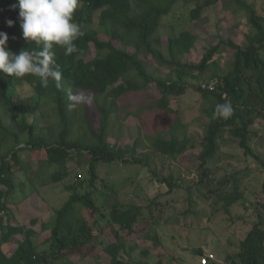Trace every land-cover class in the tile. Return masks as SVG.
<instances>
[{
    "label": "trees",
    "instance_id": "16d2710c",
    "mask_svg": "<svg viewBox=\"0 0 264 264\" xmlns=\"http://www.w3.org/2000/svg\"><path fill=\"white\" fill-rule=\"evenodd\" d=\"M224 1L80 0L74 14V22L84 32L76 41L79 51L65 55L62 47H54L55 61L62 73L60 87L55 81L43 87L38 77L27 75L17 79L0 71V112L12 122L7 124L0 116V264H73L74 259L97 256L105 264H150L151 245L160 243L157 234L151 235L150 230L163 222L157 212L162 210L164 202L153 200L147 205L121 202L117 191H108L111 188L108 184L99 185L100 166L122 163L148 167L152 153L177 160L198 148L202 185L213 174L209 164L215 161L220 144L229 135L254 165L264 169V156L251 146L253 138L258 136L252 127L256 121L264 120V15H259L246 0H232L237 6L225 3V9L247 17L246 40L242 44L220 40L204 49L197 64L179 59L190 54L198 42L190 31L182 30L167 38L168 58L153 45L163 21L179 2L191 4L189 19L196 22L209 19ZM14 4L18 0H0V31L9 36L7 48L14 53L42 48L24 39L19 9H13ZM8 20L14 21L12 27L8 26ZM224 50L230 59L220 66L214 56ZM149 56L160 69L168 68L170 72L164 77L156 76L149 68ZM212 81L217 84L210 89L208 85ZM22 87L31 88L32 95L17 97L16 91ZM189 89L200 93L209 104L204 112L208 119L206 132L197 141L187 137L179 112L170 104L171 98ZM141 92L151 98L136 115L140 121L138 130L154 123L166 127L154 136L140 134L152 152L138 153L135 146L119 145L124 127L119 118L126 110L125 98ZM78 93L91 94L92 106L88 105L89 100L82 99L70 107L73 103L70 94ZM228 102L232 116L227 120L214 119L216 105ZM36 111L41 115L37 119L52 118L55 123L40 128L37 122H29ZM115 128L118 131L113 144L109 138ZM33 151L45 155L37 170L39 177L34 179L29 176L31 166L22 161ZM18 166L28 175V188L23 187V192L29 191L26 199L39 194L45 184L44 175L57 184L65 181L73 169L83 171L82 167H86L84 176L76 174L66 182L65 190L70 194L60 208L48 218L29 220L31 227L39 224L40 233L46 234L40 241V233L35 234L27 225L20 224L18 216L11 212L10 198L16 191L14 177ZM158 179L168 186V194L175 188H183L182 182L172 175ZM230 179L235 180V174L226 178L225 183ZM225 183L221 182L223 186ZM217 196L226 209L244 198L238 186L231 193ZM99 199L109 211L106 224ZM251 206L257 221L241 241L238 252L228 258L231 264H264V180L258 202ZM105 226L109 227L107 232ZM13 238L18 243L12 254L7 255L3 245L11 243ZM140 246L144 248L139 249ZM138 250L142 257L135 258ZM156 264L165 263L159 259Z\"/></svg>",
    "mask_w": 264,
    "mask_h": 264
},
{
    "label": "rangeland",
    "instance_id": "374dc122",
    "mask_svg": "<svg viewBox=\"0 0 264 264\" xmlns=\"http://www.w3.org/2000/svg\"><path fill=\"white\" fill-rule=\"evenodd\" d=\"M252 4L259 15H264V0H246ZM225 3L237 6L232 0H225L217 7V12L204 18L203 20L192 22L189 19L191 4L179 2L171 16L163 21L162 28L156 35L153 45L159 49L166 58L167 38L182 30L193 33L198 38V42L190 54L179 57L182 62L197 64L202 59L204 49L208 46L217 45L220 40H233L237 44H242L246 40L249 32L248 20L244 13L236 14L230 9H225ZM230 59V54L224 50L221 54L214 56V60L224 66ZM148 65L156 76L164 77L170 71L168 68L160 69L157 61L151 56L148 57ZM32 89L22 87L16 91L18 97H29ZM151 96L146 92L132 94L125 98V112L119 118L123 125V136L120 140L122 147L132 145L137 148V152H152V148L140 134L154 136L165 130L166 125L154 123L152 126H143L138 130L140 121L136 116L145 104L150 101ZM170 104L174 110L180 114L181 122L186 126V135L193 141L200 140L205 132V125L208 122L205 110L209 104L205 102L200 93L192 89L179 97L171 98ZM92 106V101L88 102ZM47 113V112H46ZM0 116L7 124H12L10 117L0 112ZM40 112L36 111L29 122H37L40 128H45L54 124L52 118L37 119ZM118 128V127H117ZM117 128H115L109 138L113 144L116 142ZM252 129L258 132L254 137L251 146L257 154L264 156V120H258ZM261 139V140H260ZM200 149H193L186 152L177 160H171L152 153L149 166L124 165L122 163L106 164L99 167L100 186L108 184L112 190L117 191V198L121 202H134L147 205L153 200L164 202L162 210L157 212L163 218V222L150 230L151 235L157 234L160 243L151 245L152 252L148 261L156 264L162 259L165 264H202L203 257H209L207 264H231L228 261L230 256L239 250L241 241L246 237L252 225L257 221V216L251 203L258 202V195L262 193L264 180V169L254 165L252 160L244 155L238 148L237 143L229 135H226L220 144L216 159L209 164L213 174L204 179L201 185L199 161L197 159ZM138 156V154H137ZM45 159L44 152L33 151L30 155L24 156V164L31 166L29 176L34 179L39 177L38 168ZM71 168H75L72 166ZM73 169L71 175L63 182L53 184L49 177L44 175L42 182L45 183L40 188L39 194H34L28 199L25 196L29 191L23 192V187L28 188L27 177L19 166L15 168V194L10 198L11 212L18 216V222L25 224L35 232L40 233V225H29V220L33 218L50 217L53 212L60 208L67 201L69 192L65 190L66 182H69L76 174H82L86 167ZM156 173V175L154 174ZM225 183L226 178H232ZM169 175L182 182L183 188L173 189L168 194V186L160 183V179ZM224 182L223 186L221 182ZM235 186H238L241 198L233 207L226 209L225 203L218 198V194L231 193ZM189 188V190H188ZM224 188V189H222ZM211 192V193H210ZM210 193V194H209ZM164 197V198H161ZM98 204L101 206L102 215L106 224L108 220V208L103 207L102 200ZM169 220L166 223L165 220ZM106 232L108 226L104 227ZM36 235V236H38ZM45 233H40L38 240H43ZM35 236V238H37ZM18 243L17 238H13L11 243L3 245L7 255H11L14 245ZM140 246L139 249H143ZM135 258L142 257L140 250L134 253ZM105 260L100 256L87 259H74L73 264H105Z\"/></svg>",
    "mask_w": 264,
    "mask_h": 264
},
{
    "label": "clouds",
    "instance_id": "9594fccd",
    "mask_svg": "<svg viewBox=\"0 0 264 264\" xmlns=\"http://www.w3.org/2000/svg\"><path fill=\"white\" fill-rule=\"evenodd\" d=\"M80 0H18L13 9H19L20 27L23 37L29 43L42 45L32 51L14 53L7 48L9 36L0 31V71L17 79L27 75L39 78L41 86L47 87L50 81L61 86L62 73L55 61L54 47L65 50V55L79 51L76 41L84 36L80 26L74 22V14ZM9 27L14 21L8 20ZM70 104L74 106L82 99L90 101L91 94H70ZM233 109L231 103L217 104L214 119H229Z\"/></svg>",
    "mask_w": 264,
    "mask_h": 264
},
{
    "label": "built area",
    "instance_id": "2783aa9c",
    "mask_svg": "<svg viewBox=\"0 0 264 264\" xmlns=\"http://www.w3.org/2000/svg\"><path fill=\"white\" fill-rule=\"evenodd\" d=\"M216 84H217V81H212V82H210V84L208 85V87H209L210 89H213L214 86H215ZM205 86H206V85H205ZM205 86H204V87H205ZM208 261H209V257H203L201 263H202V264H207Z\"/></svg>",
    "mask_w": 264,
    "mask_h": 264
}]
</instances>
